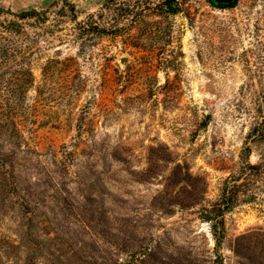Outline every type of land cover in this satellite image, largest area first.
Listing matches in <instances>:
<instances>
[{
	"label": "rangeland",
	"instance_id": "obj_1",
	"mask_svg": "<svg viewBox=\"0 0 264 264\" xmlns=\"http://www.w3.org/2000/svg\"><path fill=\"white\" fill-rule=\"evenodd\" d=\"M105 1L0 0V6L19 12L70 2L81 18ZM142 1L133 0L135 7L149 8L127 31L103 37L91 51L78 55L76 43H52L48 54L75 59V71L47 78L57 101L30 89L26 117L9 116L1 90L0 235L8 238L6 247L0 242V264H48L59 242L108 264L105 250L135 248L146 238L171 254V264L208 263L211 225L225 232L217 250L227 262L264 264V176L236 187L246 160L264 156V136L249 135L262 114L264 0H177V15ZM37 62L35 83L42 78ZM203 113L210 115L205 129ZM149 147H156L157 174L147 171ZM7 170L13 194L4 184ZM26 216H36L37 239H60H48L32 255L28 246L11 249L29 231ZM98 218L114 228L116 244L97 234ZM237 244L254 261L234 256ZM118 252L113 257L123 258Z\"/></svg>",
	"mask_w": 264,
	"mask_h": 264
},
{
	"label": "trees",
	"instance_id": "obj_2",
	"mask_svg": "<svg viewBox=\"0 0 264 264\" xmlns=\"http://www.w3.org/2000/svg\"><path fill=\"white\" fill-rule=\"evenodd\" d=\"M210 1L215 2L216 0ZM149 2L153 4L152 9L158 13L167 15H177L178 12L180 13L179 6L177 7V0H160L158 2L149 0ZM135 5L133 0H106L97 10L81 18L77 15L70 2L63 3V6H60L58 9H52L51 7L50 9L30 8L19 12L0 6V85H4L2 88L0 87V92L4 90L8 93L6 105L11 110H9L7 115L11 116L18 111L20 118L26 117L27 105L25 104V97L30 89H33L36 94H41L43 101H57L59 94H56L55 88L52 87L47 78L53 76L55 70L75 71L73 66L75 59L73 56H66L60 59L48 54L47 50L53 42L59 45L62 43H72V45L76 43L78 55L85 53L87 49L91 51L95 45H99L103 37L113 39L122 32L127 31L134 22V19L142 16L143 11L149 8L144 3L137 7ZM39 41L41 42L39 43ZM35 60L36 62L38 61L36 64L39 65L42 75V78L36 83L33 72ZM70 88V84H64L61 93L67 94ZM57 89L60 91V84ZM262 90L260 101L263 104L259 107L260 113H262L261 122L257 128L249 132L250 136L254 135V137L258 138L264 136V87ZM45 91L47 94L43 96L42 93ZM79 117L81 118L80 114ZM79 119L77 123L78 128L81 126ZM209 119V114H202L200 121L201 129L207 127ZM155 149L156 147H149L147 149L148 174H157L154 171L157 163V158L153 153ZM164 149L166 150L165 147ZM244 171H246V176L236 187L245 186L248 188L256 181L263 179L264 156H258L254 163L246 160ZM3 174L7 193L13 194L15 192V183L10 170H7ZM194 202L195 200L192 203ZM184 206L187 207V205ZM35 218L36 216H26L29 231L16 244L11 243L13 245L9 246L11 249L18 248L19 245L28 246L31 251V254L28 255H32V253L42 251L48 245V239L51 241L58 238L53 236L46 237L43 240L41 238L37 239L36 233L38 231L33 229L37 221ZM93 227L97 228V234L101 235L106 242L110 241V244H116V240L112 238L115 235L112 232L114 228L108 225L106 218L95 220ZM211 229L213 230L212 234L215 242L213 255L208 258V263L204 261L203 263L199 262V264H230L227 262L228 258L226 255L217 250L225 241V232L222 229L220 231L215 230L216 228L213 225H211ZM5 237L8 238V236L0 235V242H3L4 245L7 243V238ZM154 242L152 239L146 238L135 248H122V244L124 245L122 243L120 246H117L116 250L115 248L112 251L105 250L102 254L103 262L109 261L108 264H171L169 259L171 254L157 250V246L153 244ZM115 251H120L118 253H122L124 257L114 258L113 254ZM232 253L234 256L248 257L250 262L255 259L250 254H243L238 244L232 246ZM48 255L49 258H46L49 261L48 264H99L92 255L83 253L80 247L75 249L73 246H64L63 242H59V249L49 251ZM255 256L258 257V255ZM29 257L31 256H27L26 259L28 260ZM181 263L179 260V263L175 262L174 264Z\"/></svg>",
	"mask_w": 264,
	"mask_h": 264
},
{
	"label": "flooded vegetation",
	"instance_id": "obj_3",
	"mask_svg": "<svg viewBox=\"0 0 264 264\" xmlns=\"http://www.w3.org/2000/svg\"><path fill=\"white\" fill-rule=\"evenodd\" d=\"M228 1H230V0H220V2H228Z\"/></svg>",
	"mask_w": 264,
	"mask_h": 264
}]
</instances>
